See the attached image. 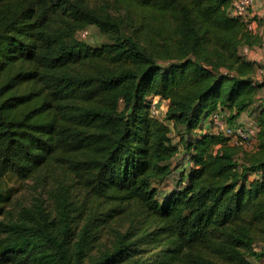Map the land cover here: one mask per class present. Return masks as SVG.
Segmentation results:
<instances>
[{
    "label": "trees",
    "instance_id": "trees-1",
    "mask_svg": "<svg viewBox=\"0 0 264 264\" xmlns=\"http://www.w3.org/2000/svg\"><path fill=\"white\" fill-rule=\"evenodd\" d=\"M231 2L0 0V186L31 181L54 211L41 197L7 210L0 191V264L262 260L263 85L240 53L261 42ZM91 26L99 45L77 37ZM216 110L248 113L253 150L195 134ZM164 122L191 166L162 197L178 154Z\"/></svg>",
    "mask_w": 264,
    "mask_h": 264
},
{
    "label": "built area",
    "instance_id": "built-area-1",
    "mask_svg": "<svg viewBox=\"0 0 264 264\" xmlns=\"http://www.w3.org/2000/svg\"><path fill=\"white\" fill-rule=\"evenodd\" d=\"M254 4V0H232L229 7V14L231 16L239 17L246 26V29L250 32L256 30V20L251 18L250 9ZM88 35V29L80 32V39H85ZM248 47L242 48V54L247 55ZM231 76V75H230ZM255 82L262 84L261 99L264 100V68H258L255 74ZM161 101L158 97H153L150 100V113L156 119H162L164 112H161ZM165 104V103H164ZM166 108V107H165ZM204 132H210L213 134L221 135L229 140V143L233 146L242 147L245 150L251 151L254 149L256 139V126L244 127L237 124H230L228 121V114L223 110H216L212 112L205 120L203 129ZM253 264H264V257L260 261H253Z\"/></svg>",
    "mask_w": 264,
    "mask_h": 264
},
{
    "label": "rangeland",
    "instance_id": "rangeland-1",
    "mask_svg": "<svg viewBox=\"0 0 264 264\" xmlns=\"http://www.w3.org/2000/svg\"><path fill=\"white\" fill-rule=\"evenodd\" d=\"M109 14L116 16V17L119 16V13H116L112 10H109ZM77 37L80 39L79 35ZM82 41L86 42L87 44H89L91 46H96V45H99L100 43H102L104 41V37L94 26H91L88 28L87 37L85 39H82ZM160 104H161V107L163 108V110L161 112H164L166 105L163 102H160ZM160 120H162V119H160ZM253 122H255V121H253ZM164 123L166 125H168L170 128L169 137H170L171 143L173 145L177 146L178 154L176 156V160H174L172 162V166H176L175 171H173V174L171 175V177L168 180H166L163 184L158 185L159 195L162 197L167 195L168 193H170L174 189V186H177L176 182H177V178H178V173L182 172V171L186 172L188 170V168L191 166V164L188 163L187 158H186V151L184 148V142H182L180 140V136L177 134V131L172 129L171 124H169V122H164ZM203 126H204V124H203ZM203 133H205V132L202 130V127L198 128L195 131V134L197 136H200ZM245 151H248V150H245ZM0 191L3 194H7V193L10 194V203L7 206V210H11L13 208L12 206H10L11 204H13V206H16V205L21 204V203H23L25 205H29L33 201L34 197H41L44 199L45 206L49 209V211L51 213L54 212L53 206H52V201L50 199H48L46 194L43 191H41L39 187H35V185L31 181L20 182V181L15 180V179H11V180L7 179L0 186ZM3 219H4V217H0V220H3ZM106 237L107 236H104V238H102L99 241L100 243L95 245V248H92L88 252L89 258H91L97 254L99 244L104 243L105 246H108L110 244V240H107ZM259 248L260 247H258V249Z\"/></svg>",
    "mask_w": 264,
    "mask_h": 264
},
{
    "label": "crops",
    "instance_id": "crops-1",
    "mask_svg": "<svg viewBox=\"0 0 264 264\" xmlns=\"http://www.w3.org/2000/svg\"><path fill=\"white\" fill-rule=\"evenodd\" d=\"M250 15H251V18H254L256 20L257 26H256L255 32L261 44L249 48L248 49L249 52L245 56V58L248 61L254 62L257 65L256 67L257 69L264 68V0H254V4L252 8L250 9ZM240 53L242 54V49L240 50ZM260 101L261 103L264 104L263 99ZM224 112H227V111L224 110ZM253 121L254 120H252V118L249 117L247 112H243L235 120V124L248 127V126H252L253 123L255 124V122Z\"/></svg>",
    "mask_w": 264,
    "mask_h": 264
}]
</instances>
